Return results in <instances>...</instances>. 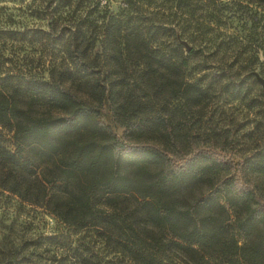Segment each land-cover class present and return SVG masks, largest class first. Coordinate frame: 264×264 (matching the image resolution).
Wrapping results in <instances>:
<instances>
[{
    "label": "trees",
    "instance_id": "1",
    "mask_svg": "<svg viewBox=\"0 0 264 264\" xmlns=\"http://www.w3.org/2000/svg\"><path fill=\"white\" fill-rule=\"evenodd\" d=\"M110 2L46 0L48 66L0 59V193L56 217L44 238L73 237L72 264H105L103 248L131 264H264V142L234 160L217 151L224 133L190 130L215 87L249 89L194 47L215 42L203 15L215 2ZM104 105L123 137L98 118ZM3 246L0 264H50Z\"/></svg>",
    "mask_w": 264,
    "mask_h": 264
},
{
    "label": "rangeland",
    "instance_id": "2",
    "mask_svg": "<svg viewBox=\"0 0 264 264\" xmlns=\"http://www.w3.org/2000/svg\"><path fill=\"white\" fill-rule=\"evenodd\" d=\"M203 1L215 2V7L208 2L203 13L215 18L210 33L215 42L211 40L200 46L197 43L194 47L204 53L210 70L216 71L222 66L231 68L235 78L244 79L249 89L246 97L243 93L240 98L232 99L225 90L222 92L215 87L216 91L200 103V109L195 108L194 118L199 123L190 130L195 131L196 140L205 142H209V135L218 138L224 133L226 145L218 147L217 151L227 158L239 160L264 142V91L252 82V78H246L247 70L252 68L253 74L264 81V0ZM45 4L46 0H0V59L5 66H14L17 62L23 68L29 66L33 72L48 66L46 47L39 39V31L48 28ZM119 4L120 0H111L109 7L115 11ZM198 57L196 55L194 60ZM186 115L188 119L190 111ZM97 116L123 137L124 128L113 123L107 105L99 108ZM139 138L132 140H145L143 136ZM253 181L258 193L264 197V181L259 177H253ZM60 225L56 217L42 208L25 205L6 192L0 193V252L4 249L3 244L10 243L35 252L33 257L46 259L50 264L54 258L72 264L69 262V240L73 237L61 243L44 238L54 234ZM101 251L105 254V264H131L107 248Z\"/></svg>",
    "mask_w": 264,
    "mask_h": 264
},
{
    "label": "water",
    "instance_id": "3",
    "mask_svg": "<svg viewBox=\"0 0 264 264\" xmlns=\"http://www.w3.org/2000/svg\"><path fill=\"white\" fill-rule=\"evenodd\" d=\"M182 44L184 45L186 51H188L190 49V45L185 40L182 41ZM257 79L262 83V85H264V81L262 79H260L258 77H257Z\"/></svg>",
    "mask_w": 264,
    "mask_h": 264
}]
</instances>
